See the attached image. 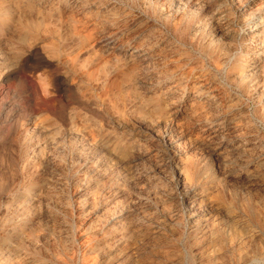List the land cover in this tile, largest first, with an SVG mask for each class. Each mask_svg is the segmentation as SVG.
<instances>
[{"label": "rangeland", "instance_id": "rangeland-1", "mask_svg": "<svg viewBox=\"0 0 264 264\" xmlns=\"http://www.w3.org/2000/svg\"><path fill=\"white\" fill-rule=\"evenodd\" d=\"M0 264H264V0H0Z\"/></svg>", "mask_w": 264, "mask_h": 264}, {"label": "bare ground", "instance_id": "bare-ground-1", "mask_svg": "<svg viewBox=\"0 0 264 264\" xmlns=\"http://www.w3.org/2000/svg\"><path fill=\"white\" fill-rule=\"evenodd\" d=\"M209 9V8H208ZM118 10V9H117ZM226 15V14H225ZM116 49H118V48H116ZM139 50V48H136V50ZM144 54H140V55H137V57H142ZM137 60V59H136ZM47 78V77H46ZM43 80V79H42ZM7 82V81H6ZM48 83V82H47ZM51 83V82H50ZM42 85V84H41ZM44 85V84H43ZM209 85L208 84H203L202 85V88L205 90V89H207L206 91H216V90H214V88L213 89H211L210 90V87H208ZM53 87V86H52ZM44 91V90H43ZM202 91V90H201ZM48 92V91H47ZM214 94V93H213ZM46 96V95H45ZM211 96V95H210ZM212 96H214V95H212ZM220 96V95H219ZM219 98V97H218ZM52 100H54V99H52ZM224 125V124H223ZM252 142V141H251Z\"/></svg>", "mask_w": 264, "mask_h": 264}]
</instances>
